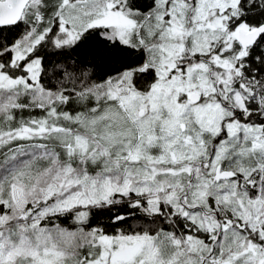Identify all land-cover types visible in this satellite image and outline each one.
Instances as JSON below:
<instances>
[{
    "label": "snow or ice",
    "instance_id": "snow-or-ice-1",
    "mask_svg": "<svg viewBox=\"0 0 264 264\" xmlns=\"http://www.w3.org/2000/svg\"><path fill=\"white\" fill-rule=\"evenodd\" d=\"M0 264H264V0H0Z\"/></svg>",
    "mask_w": 264,
    "mask_h": 264
}]
</instances>
